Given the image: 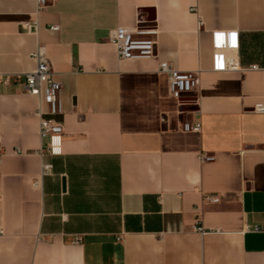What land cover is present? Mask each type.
Instances as JSON below:
<instances>
[{"label":"crops","instance_id":"crops-1","mask_svg":"<svg viewBox=\"0 0 264 264\" xmlns=\"http://www.w3.org/2000/svg\"><path fill=\"white\" fill-rule=\"evenodd\" d=\"M136 25L157 58L119 59L109 33ZM214 31L238 33L239 70L214 71ZM39 45L65 134L41 178L40 99L0 83V264H264L246 229L264 228V0H0V73L33 71ZM161 62L198 89L171 97Z\"/></svg>","mask_w":264,"mask_h":264},{"label":"built area","instance_id":"built-area-1","mask_svg":"<svg viewBox=\"0 0 264 264\" xmlns=\"http://www.w3.org/2000/svg\"><path fill=\"white\" fill-rule=\"evenodd\" d=\"M48 6V0H37V13L45 10ZM204 25L199 17L198 28ZM24 28L28 33L38 34L40 26L39 21L24 23ZM52 30H58V25L51 26ZM158 35L157 27L143 28L140 25L133 27L119 26L112 29L108 36V41L115 45L120 60H139L151 59L158 56ZM238 33L214 31L213 32V60L214 71L228 72L239 70L238 52H239ZM36 61V68L33 71L19 74L0 73V83L9 87L24 80V89L27 93L37 96L40 99L37 115L39 117V136L41 147L35 151L42 159L41 178L52 175L53 165L46 162L44 158L47 155H56L60 152L62 138L65 134L63 126L57 122L56 117L62 112L61 92L62 83L57 80L52 64L48 58L46 50L39 45L32 54ZM159 72L167 74L169 77V95L179 98L184 93H191L200 86L199 71H181L175 69L169 62L159 63ZM47 108V110L45 109ZM258 113L264 114V104H258L254 108ZM183 132L200 133L202 123L196 121L193 124L183 123L181 125ZM48 144H44L45 141ZM16 153L20 154L17 150ZM201 162H211L215 156L207 153H201L199 156ZM41 181H36L38 187ZM210 201L217 202V197H209ZM249 231L256 233L264 232V228L258 225L247 227ZM195 230L203 234L206 233L203 227L195 226ZM79 241V240H77Z\"/></svg>","mask_w":264,"mask_h":264}]
</instances>
